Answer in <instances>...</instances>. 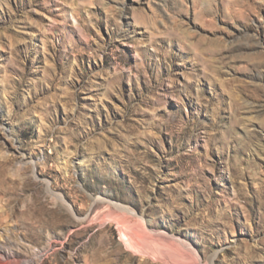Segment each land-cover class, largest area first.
<instances>
[{"label":"rangeland","instance_id":"374dc122","mask_svg":"<svg viewBox=\"0 0 264 264\" xmlns=\"http://www.w3.org/2000/svg\"><path fill=\"white\" fill-rule=\"evenodd\" d=\"M5 156L25 262L264 264V0H0Z\"/></svg>","mask_w":264,"mask_h":264},{"label":"bare ground","instance_id":"6f19581e","mask_svg":"<svg viewBox=\"0 0 264 264\" xmlns=\"http://www.w3.org/2000/svg\"><path fill=\"white\" fill-rule=\"evenodd\" d=\"M3 159L2 160H0V167L1 166H4V163H10V159L8 158V157H2ZM24 161V160H23ZM22 161V162H23ZM23 164V163H22ZM25 164V163H24ZM23 164V165H24ZM7 165V164H6ZM25 168V167H24ZM6 169H1L0 170V178H2V179H0L1 180V182H2V184L3 185H9V184H13L14 186L16 185V183H18V181L16 180H11L10 178H6ZM14 176H16L15 174H14ZM6 187L7 189H14L15 187ZM50 193L52 194V196L54 197V200L58 203V202H60L61 204L62 203H65V199H64V197L63 196H61V195H57V194H55L51 189H50ZM50 194V195H51ZM30 210H33V208L30 206V207H28V209L26 210V212H29ZM171 239V238H170ZM181 243V242H180ZM184 246H185V248H191L188 244H184V243H182ZM154 248V247H153ZM156 248V247H155ZM186 249V250H187ZM52 250V248H48V249H46L45 251H44V254L43 255H46L47 253H49L50 251ZM152 251V250H151ZM179 251V250H178ZM156 252V251H155ZM184 252V251H183ZM192 252V251H191ZM153 253V252H152ZM159 253V252H158ZM175 253V252H174ZM177 253V252H176ZM186 254V253H185ZM185 254H179V256H181L182 258L185 256ZM188 254H189V252H188ZM154 255H156V254H154ZM194 255H196V254H194ZM159 256V255H158ZM162 256V255H161ZM164 256V255H163ZM190 256V255H189ZM192 257V256H191ZM34 258V257H33ZM32 258V259H33ZM160 258V257H159ZM164 258V257H163ZM181 258V259H182ZM164 260V259H163ZM170 260V259H169ZM29 261H31V260H28V261H23V255L21 254V252H18V251H14V250H12V247L10 246V247H8V248H5V247H0V264H40L41 263V261H40V257L39 258H36L34 261H32V262H30L29 263ZM173 261H174V259H173ZM184 261V260H183ZM204 261V260H203ZM178 262V261H177ZM181 263V262H180ZM187 263V262H186ZM185 263V264H186ZM187 264H203L200 260H193V261H191V262H188Z\"/></svg>","mask_w":264,"mask_h":264}]
</instances>
